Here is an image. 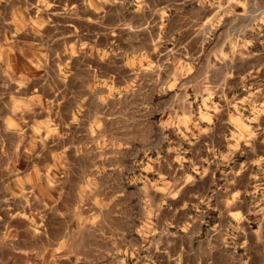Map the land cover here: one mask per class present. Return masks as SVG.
Instances as JSON below:
<instances>
[{
  "label": "rangeland",
  "instance_id": "obj_1",
  "mask_svg": "<svg viewBox=\"0 0 264 264\" xmlns=\"http://www.w3.org/2000/svg\"><path fill=\"white\" fill-rule=\"evenodd\" d=\"M180 77L195 92L183 119L225 118L251 148L230 165L253 176L230 182L261 200L227 244L258 234L264 251V0H0V264H86L79 228L110 196L96 173L118 140L159 145L161 121L191 105Z\"/></svg>",
  "mask_w": 264,
  "mask_h": 264
},
{
  "label": "crops",
  "instance_id": "obj_2",
  "mask_svg": "<svg viewBox=\"0 0 264 264\" xmlns=\"http://www.w3.org/2000/svg\"><path fill=\"white\" fill-rule=\"evenodd\" d=\"M179 79L176 90L191 108L184 104L177 118L161 121L159 145L137 142L135 151L132 140L117 139L112 167L96 173L101 189L109 188L110 196L100 200L99 212L89 220L93 223L84 221L79 228V251L74 254L83 256L86 264L106 260L110 264H264L258 234L254 246L247 248L245 239L228 246L234 225L245 229L251 223L247 208L254 206L253 201L258 207L261 200L252 195L258 193L256 184L248 189L230 182L233 172L238 177L253 176L230 165L234 156L245 158L251 148L244 141L231 140V123L225 118L183 119L188 111L192 113L193 100L187 97L195 92L187 79ZM202 88L201 93L208 91ZM153 150L157 159L148 155ZM253 154L258 157V149ZM139 158L147 170L138 173L142 184L136 185L134 164ZM152 170L161 178L156 200L150 198ZM136 187L142 191L138 200L130 196ZM228 208L242 214L234 219ZM225 251L229 259L224 262Z\"/></svg>",
  "mask_w": 264,
  "mask_h": 264
}]
</instances>
